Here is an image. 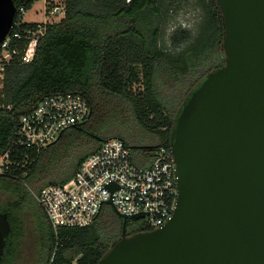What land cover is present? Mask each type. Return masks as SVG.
I'll use <instances>...</instances> for the list:
<instances>
[{"label": "trees", "instance_id": "1", "mask_svg": "<svg viewBox=\"0 0 264 264\" xmlns=\"http://www.w3.org/2000/svg\"><path fill=\"white\" fill-rule=\"evenodd\" d=\"M11 1L17 12L20 8L26 12L41 0ZM62 6L63 17L46 26L32 63L13 66L4 82L3 104L10 110L0 111V155L9 151L12 165L0 178L7 182L3 192L12 200L0 205L10 225L1 264H10L12 253L19 248L14 243L16 214L24 190L15 181L29 180L36 194L44 187L63 184L86 157L111 138L121 140L130 150L150 153L153 161L159 148L169 147L174 120L188 95L209 72L224 64L220 50L222 20L213 0H63ZM189 7L200 13L195 34L179 25L166 38L172 16ZM35 26L25 23L21 29ZM136 85L140 91L133 88ZM59 95L83 97L91 115L84 124L64 132L58 141L65 135L85 132L92 138L87 143L93 145L65 177L43 182V150L16 148L11 142L21 116L31 112L42 99ZM107 109L115 118L129 113L139 128L157 142L143 147L132 145L127 131L120 129L106 137H94L86 127ZM40 212L50 235L43 264L53 253L56 264H72L75 260V264H97L121 235L122 221L117 215L109 224H102L99 214L86 228L54 233L41 209ZM130 223L126 224L127 236L150 230L142 226L133 230Z\"/></svg>", "mask_w": 264, "mask_h": 264}, {"label": "water", "instance_id": "2", "mask_svg": "<svg viewBox=\"0 0 264 264\" xmlns=\"http://www.w3.org/2000/svg\"><path fill=\"white\" fill-rule=\"evenodd\" d=\"M213 1L224 64L191 91L174 120L173 214L157 229L127 236L128 219L115 212L121 235L97 264H264V0ZM15 13L11 0H0V42ZM9 233L0 212V264Z\"/></svg>", "mask_w": 264, "mask_h": 264}, {"label": "built area", "instance_id": "3", "mask_svg": "<svg viewBox=\"0 0 264 264\" xmlns=\"http://www.w3.org/2000/svg\"><path fill=\"white\" fill-rule=\"evenodd\" d=\"M42 1L43 22L33 23L36 24L34 29L22 30L26 12L20 8L10 32L0 42V111L10 110V106L3 104L8 71L13 66L31 64L46 26L64 15L62 5ZM90 115V106L81 96L46 97L20 117L11 146L38 152L57 142L67 130L87 122ZM11 165L9 151L0 155V176L7 174ZM176 197V177L169 147L159 148L148 167H137L131 162L130 148L116 138L103 141L67 182L44 187L35 195L54 233L60 229L90 226L108 201L114 212L128 220L143 215L142 223L141 219H135L137 226L154 230L170 220ZM54 257L53 253L47 264H56ZM75 263L76 260L72 264Z\"/></svg>", "mask_w": 264, "mask_h": 264}, {"label": "rangeland", "instance_id": "4", "mask_svg": "<svg viewBox=\"0 0 264 264\" xmlns=\"http://www.w3.org/2000/svg\"><path fill=\"white\" fill-rule=\"evenodd\" d=\"M52 5H62L63 0H49ZM43 1L34 3L30 10L26 11L22 18V23H37L43 22L44 17L42 14ZM200 13L194 8H182L177 15L172 16L171 22L168 24L166 31V38L177 27L186 28L192 30L195 34L199 20ZM62 16H58L52 20L53 23L58 22ZM48 19V18H47ZM49 20V19H48ZM169 46L168 44H166ZM134 89L141 90V87L136 85ZM106 114L94 117L87 129L89 133L96 138L106 137L112 132H116L119 129L122 132L127 131V136L130 138V143L135 146H148L152 145L157 140L153 138L149 133L143 131L134 122L132 116L124 115V117L115 118L109 116L108 109ZM91 127V128H90ZM67 130L66 132H68ZM92 141V138L85 132L74 133L72 136H63L58 143L46 147L42 151L40 157L41 164L44 165L43 171L46 173V177L42 179L45 181H58L65 175L69 174L73 169L75 163L80 157L86 154L91 146L87 142ZM94 141V140H93ZM92 143V142H91ZM39 150V151H41ZM131 162L137 167H148L152 163L151 154L148 152H141L139 150L132 149ZM16 184L24 190V197L21 202V207L17 212V237L14 241L18 244V249L12 253L13 259L10 264H43V258H45L48 246H49V231L48 227L40 212V206L35 199L36 190L32 183L25 179H18ZM7 182L0 178V205L5 201L12 200V197L4 193V186ZM42 210V209H41ZM115 212L109 205H104L101 209L99 220L103 224H109L115 219ZM143 220L141 219V223ZM140 223V222H139ZM116 230V226H115ZM13 243V244H14ZM14 244V245H15Z\"/></svg>", "mask_w": 264, "mask_h": 264}, {"label": "flooded vegetation", "instance_id": "5", "mask_svg": "<svg viewBox=\"0 0 264 264\" xmlns=\"http://www.w3.org/2000/svg\"><path fill=\"white\" fill-rule=\"evenodd\" d=\"M127 221H129V222H131L130 223V225H132V228H133V230L134 229H136V228H138V226H137V221L134 219V220H127ZM133 221V222H132ZM127 224V223H126ZM130 231V230H129ZM131 235V234H130Z\"/></svg>", "mask_w": 264, "mask_h": 264}]
</instances>
